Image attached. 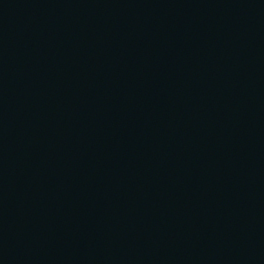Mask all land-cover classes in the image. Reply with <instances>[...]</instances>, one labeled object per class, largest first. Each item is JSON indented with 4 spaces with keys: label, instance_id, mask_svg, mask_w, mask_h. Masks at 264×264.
<instances>
[{
    "label": "water",
    "instance_id": "water-1",
    "mask_svg": "<svg viewBox=\"0 0 264 264\" xmlns=\"http://www.w3.org/2000/svg\"><path fill=\"white\" fill-rule=\"evenodd\" d=\"M0 264H264V0H0Z\"/></svg>",
    "mask_w": 264,
    "mask_h": 264
}]
</instances>
